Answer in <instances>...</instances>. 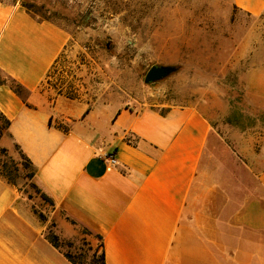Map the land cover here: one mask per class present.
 I'll return each instance as SVG.
<instances>
[{
    "label": "crops",
    "instance_id": "0c3cea01",
    "mask_svg": "<svg viewBox=\"0 0 264 264\" xmlns=\"http://www.w3.org/2000/svg\"><path fill=\"white\" fill-rule=\"evenodd\" d=\"M234 2L242 14L264 13V0ZM70 39L20 1L0 0V70L28 91L0 84L10 121L0 146L18 145L55 209L103 237L107 264H264V149L244 150L251 184L233 182L215 162L212 121L195 106L135 111L116 98L55 94L47 80ZM245 79L249 104L264 110V71ZM48 224L0 176V264H73L48 240ZM62 225L59 235L74 238Z\"/></svg>",
    "mask_w": 264,
    "mask_h": 264
},
{
    "label": "rangeland",
    "instance_id": "374dc122",
    "mask_svg": "<svg viewBox=\"0 0 264 264\" xmlns=\"http://www.w3.org/2000/svg\"><path fill=\"white\" fill-rule=\"evenodd\" d=\"M4 1L34 3L36 19H49L71 35L47 80L55 94L88 102L116 98L135 111L195 106L219 136L215 162L233 171V182L251 184L244 150L264 149V110L249 104L245 78L264 71V13L242 14L234 0ZM153 66L176 70L147 84ZM9 154L23 163L15 147ZM29 172L21 167L19 187L49 221L47 234H59L67 222L76 247L86 238L98 249L94 234L83 236L79 224L40 199Z\"/></svg>",
    "mask_w": 264,
    "mask_h": 264
},
{
    "label": "trees",
    "instance_id": "16d2710c",
    "mask_svg": "<svg viewBox=\"0 0 264 264\" xmlns=\"http://www.w3.org/2000/svg\"><path fill=\"white\" fill-rule=\"evenodd\" d=\"M22 6L27 10V12L36 18L34 12L35 4L28 3L26 1L21 2ZM39 20V19H38ZM43 21H50L49 19H43ZM51 22V21H50ZM0 84L9 85L12 90L20 95L25 97L28 91L15 79L6 75L3 71L0 70ZM0 121H2L3 126H0V140L3 137L9 135L10 121L5 118L0 113ZM5 132V133H4ZM15 148L19 151L23 163H19L15 160L10 154L7 148L0 146V176L5 179L9 184L17 187L22 193L21 188L19 187L18 179L21 177V167L24 169H30V172L27 178L31 181L30 187L36 192L40 199L49 204L51 207L55 208V203L52 198L47 196L36 184L35 177L37 174V169L31 163L29 158L22 152L18 145ZM29 199V198H28ZM30 200V199H29ZM42 221H47V218L43 214L37 213ZM73 225H78L75 221L71 220ZM80 225V224H79ZM82 227L81 234L83 236L95 235L99 241L98 249H94L92 244L86 239L82 238L81 244L79 247L75 246L74 239H64L59 234L49 230L47 234L48 240L51 244L59 249L65 257L73 264H107L103 237L97 233H94L88 227L80 225ZM75 239L76 236H75Z\"/></svg>",
    "mask_w": 264,
    "mask_h": 264
},
{
    "label": "water",
    "instance_id": "95a60500",
    "mask_svg": "<svg viewBox=\"0 0 264 264\" xmlns=\"http://www.w3.org/2000/svg\"><path fill=\"white\" fill-rule=\"evenodd\" d=\"M176 69L172 66H153L145 76V83L161 81L171 75Z\"/></svg>",
    "mask_w": 264,
    "mask_h": 264
},
{
    "label": "built area",
    "instance_id": "2783aa9c",
    "mask_svg": "<svg viewBox=\"0 0 264 264\" xmlns=\"http://www.w3.org/2000/svg\"><path fill=\"white\" fill-rule=\"evenodd\" d=\"M107 158H108V163L109 164H111L113 166L117 164V160H116L115 156L109 155Z\"/></svg>",
    "mask_w": 264,
    "mask_h": 264
}]
</instances>
